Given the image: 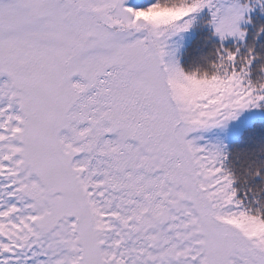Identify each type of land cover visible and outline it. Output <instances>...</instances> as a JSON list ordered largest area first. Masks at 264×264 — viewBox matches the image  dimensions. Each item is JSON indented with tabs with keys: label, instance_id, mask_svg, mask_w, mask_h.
<instances>
[{
	"label": "snow or ice",
	"instance_id": "1",
	"mask_svg": "<svg viewBox=\"0 0 264 264\" xmlns=\"http://www.w3.org/2000/svg\"><path fill=\"white\" fill-rule=\"evenodd\" d=\"M261 115L264 0H0V264H264Z\"/></svg>",
	"mask_w": 264,
	"mask_h": 264
},
{
	"label": "trees",
	"instance_id": "2",
	"mask_svg": "<svg viewBox=\"0 0 264 264\" xmlns=\"http://www.w3.org/2000/svg\"><path fill=\"white\" fill-rule=\"evenodd\" d=\"M209 35V31L206 27L198 28L195 32L194 38L190 41V43L186 46L181 64L189 65L195 62L198 57L203 54H206L210 50V45L208 47H204V38ZM261 125H264V119L258 120Z\"/></svg>",
	"mask_w": 264,
	"mask_h": 264
},
{
	"label": "rangeland",
	"instance_id": "3",
	"mask_svg": "<svg viewBox=\"0 0 264 264\" xmlns=\"http://www.w3.org/2000/svg\"><path fill=\"white\" fill-rule=\"evenodd\" d=\"M194 28L193 30L183 34L182 37H176V47L178 48V51L176 53L177 58L180 60V62L182 61V57H183V53L184 50L186 48V46L190 43V41L194 38L195 32L198 29ZM207 28V27H206ZM255 113H259L260 110H253ZM252 117L249 114H245V117L242 119V121L239 124H236L234 122V128H240L244 123H246L249 119H251ZM258 120H262L264 119V115L258 116L257 117Z\"/></svg>",
	"mask_w": 264,
	"mask_h": 264
}]
</instances>
